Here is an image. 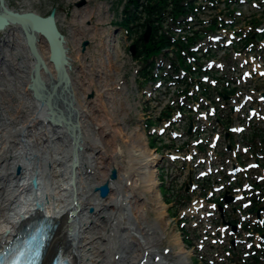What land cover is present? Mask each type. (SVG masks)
<instances>
[{
  "label": "bare ground",
  "instance_id": "obj_1",
  "mask_svg": "<svg viewBox=\"0 0 264 264\" xmlns=\"http://www.w3.org/2000/svg\"><path fill=\"white\" fill-rule=\"evenodd\" d=\"M83 14V21L90 18L89 6L83 8ZM3 32L6 50L12 55L9 70L5 68L3 72L5 76L13 70L20 79L15 86L20 101L15 109L10 108L13 98L4 99L8 88L0 78V252L18 234L23 222L45 217L51 228L40 264H48L56 254L67 264H144L145 259L160 254L156 248L163 240H172L180 262L183 252H187L174 230L166 233L167 213L151 169L155 156L140 132L132 133L126 148L115 142L117 129L105 139L100 127L103 123L91 116L90 108L94 106L85 96L92 86L90 78L82 77L81 83L76 82L78 72L67 67L81 134V148L75 154L65 125L50 121L46 107L29 89L34 60L21 27L9 23ZM82 33L77 39L84 37ZM36 43L45 64L40 75L48 87L57 74L47 61L46 43L39 36ZM5 55L0 50L1 70L10 64ZM102 87L105 92L106 85ZM105 97L110 99L111 95ZM74 161L77 165L72 168ZM111 168L116 169L117 176L109 181L108 195L101 198L95 187L108 180ZM34 177L35 186L31 184ZM147 204L152 205L153 221L147 220ZM91 206L94 212L89 214ZM61 244L64 246L57 249Z\"/></svg>",
  "mask_w": 264,
  "mask_h": 264
},
{
  "label": "rangeland",
  "instance_id": "obj_2",
  "mask_svg": "<svg viewBox=\"0 0 264 264\" xmlns=\"http://www.w3.org/2000/svg\"><path fill=\"white\" fill-rule=\"evenodd\" d=\"M76 1L77 0H5L10 8L22 11L32 10L41 15H47L54 6L61 7L57 11V24L67 42L66 46L68 47L71 68L78 72L76 82L79 81L81 83L82 77L90 78L92 86L91 89L85 93V96L87 98L86 100L88 102L91 100L89 103L94 106L90 108L92 111L91 116L95 117L97 123H103L100 127L105 131V139L111 138V132L117 129L118 134L116 135L115 142L120 143L123 148H126L131 144L132 133L139 131L146 146L151 152L153 151L152 153L155 156V161L153 162L151 169L156 175V188L159 192L161 202L165 205V211L167 213L165 216V221L167 222L166 233L174 230L184 246V251L187 253L184 254L183 252V259L178 262V248L172 244V240H163L156 248L160 254L155 255L153 258H148V261L145 259L144 264H203L202 256L205 255L202 252L208 250L207 244L204 249L200 247V240L195 238L196 235L194 236V229L189 226L188 221H183V216L181 214H175V212L177 213L181 206H183L182 203L175 204V195L177 194L176 189L179 187L183 191L188 184L190 173L187 171V168L189 167L183 164H171L172 161L168 160L166 152L169 149L175 148L176 145L175 143H171L167 138L157 139L154 142L152 141L153 146H149L151 139L148 137V133L145 130V126L148 124L147 120H153L155 123L152 125L156 127L164 121L169 110H171L167 104H172L171 99H166L167 96L164 93L167 92L173 98L174 88L163 85L160 90L155 91L153 85H151L153 82L149 85H141L138 82L141 78L135 72H137V69L142 65V62L147 64L151 59L150 57H146V60L140 59L138 54L135 55L136 57H132L130 46L136 44L135 39L138 31H131L130 35L127 36L124 35L119 28L118 24H120L122 18V0H86V4L81 7L74 5ZM256 4H259V1L248 0V3H243V6L238 7L242 12L243 20L247 22V24L243 25L244 28L247 29V31L249 30L248 19L260 20L261 23L259 24L260 26L258 27V30L263 32L264 3L260 4L259 7L255 6ZM87 6H89L90 9V18L85 19L84 22L83 17L85 16H83V8ZM82 32L85 33V35H83L84 37L81 40L77 39L81 36ZM4 36V32L2 33V31H0V50L3 51V54H6L5 57L8 58V63L10 64L2 70L0 69V73H3L2 75L0 74V78L4 79V83L7 84L8 88L7 92L4 93L6 94L4 99L9 101L13 98L9 101V105L10 108L15 109V106L18 104L17 101H20L19 93L15 86L19 85L20 79H16L13 70L10 75L4 76L5 72H3V70L5 71V68L8 69L12 63V55L10 54V51H8L9 49L6 50L8 46L6 42L3 41ZM142 36L144 38V35ZM106 39H108V41H106ZM84 40L87 41V44L83 49L82 42ZM147 41L144 39L145 43ZM248 44L251 43L249 42L245 44V47H247ZM252 44L254 46H252L251 51L242 50L243 56L247 59L246 64L250 65L251 62H256L259 68L264 69V66L260 65L264 64V48L260 46V42H253ZM41 45L43 47L45 44L41 43ZM238 47H243V45ZM135 49L136 52H138L137 44L135 45ZM44 52L47 56V50H44ZM213 52L215 53V50H213ZM233 52L234 48L229 49L230 54L228 59H222V52L217 53L218 57L224 62H227L224 63L226 69L223 73L226 79L230 76L228 70H232L231 60L234 61L236 54ZM85 53H87V58ZM249 53H252V55H248ZM1 59L0 65L2 63ZM238 61H240V59L235 61L236 67H238ZM252 72H254V68H252ZM259 83L263 85L264 81ZM103 84L106 85L105 92L102 91ZM237 84L239 83L235 82V85ZM144 87H146L145 92H153L152 102L146 101L141 96L145 93L142 91ZM105 95H111V98L106 99ZM261 98L262 97H260V99ZM262 112L264 113V103L262 106ZM260 128L264 130V126H260ZM181 132L184 136V132ZM224 138V133H222L221 147L224 146V143H227ZM166 145L174 147L167 149ZM162 185L167 189L171 186V191H167L164 194ZM167 195L172 201L170 204H167L164 201ZM151 207V204H147V210L145 211L147 220L149 221H153L155 215ZM90 208L93 207H89L87 211L89 214H92L94 209L90 211ZM183 208H185V206ZM190 224H192V221ZM182 226L187 227V230H189L187 234L193 243L192 246L185 245L180 230ZM64 244H61L57 249L64 246ZM219 259H221V257ZM217 261L214 264L228 263Z\"/></svg>",
  "mask_w": 264,
  "mask_h": 264
},
{
  "label": "water",
  "instance_id": "obj_3",
  "mask_svg": "<svg viewBox=\"0 0 264 264\" xmlns=\"http://www.w3.org/2000/svg\"><path fill=\"white\" fill-rule=\"evenodd\" d=\"M84 4H86V0H77L74 3L77 7H81ZM60 8V6H54L47 15H41L32 10L20 11L9 8L5 0H0V30L4 29L9 23H14L21 27L23 38L34 60L30 75L29 89L32 90L33 97L39 101L41 105L46 107L47 113L49 114L48 119L50 121L58 120L65 125L72 139L73 152L76 154L81 148L79 144L81 141V134L77 115L75 114L73 106V92L70 76L67 71V67H71L70 57L67 55L68 47L66 46L65 36L60 31L57 24V11ZM150 32L151 27L148 25L143 34L146 41L149 38ZM37 36L46 43L47 61L53 66L57 74L55 82H51L48 87L45 85L40 75L41 69H45V64L37 48ZM86 44L87 41L84 40L82 42L83 49ZM130 51L132 54H135V44L130 46ZM76 165L77 161H74L71 167L73 168ZM16 171H20L19 166H17ZM116 176V169L111 168L108 174V180L95 187V190L101 198L108 195L110 191L109 181L115 180ZM32 184L34 186L36 185V180L34 178L32 179ZM224 199L229 202L232 200V197L225 195ZM43 221L45 222L44 233L47 236L51 228L50 221L45 217H43Z\"/></svg>",
  "mask_w": 264,
  "mask_h": 264
},
{
  "label": "trees",
  "instance_id": "obj_4",
  "mask_svg": "<svg viewBox=\"0 0 264 264\" xmlns=\"http://www.w3.org/2000/svg\"><path fill=\"white\" fill-rule=\"evenodd\" d=\"M121 3L120 24L130 33L138 31L135 42L142 58L150 57L153 53L158 52L159 48L167 46L169 42V36L162 34L157 29L159 19L162 20L166 14L170 16L184 15L192 7V0H122ZM148 25L151 26V34L145 43L142 35ZM152 141L150 140L149 146H153ZM162 190L165 194L164 188ZM165 200H167L166 197ZM184 241L188 245L191 243L188 239H184Z\"/></svg>",
  "mask_w": 264,
  "mask_h": 264
},
{
  "label": "snow or ice",
  "instance_id": "obj_5",
  "mask_svg": "<svg viewBox=\"0 0 264 264\" xmlns=\"http://www.w3.org/2000/svg\"><path fill=\"white\" fill-rule=\"evenodd\" d=\"M38 255H39V244H37V246H36L35 253L33 256V261L35 260V256H38Z\"/></svg>",
  "mask_w": 264,
  "mask_h": 264
},
{
  "label": "built area",
  "instance_id": "obj_6",
  "mask_svg": "<svg viewBox=\"0 0 264 264\" xmlns=\"http://www.w3.org/2000/svg\"><path fill=\"white\" fill-rule=\"evenodd\" d=\"M166 99H168V98H166Z\"/></svg>",
  "mask_w": 264,
  "mask_h": 264
}]
</instances>
